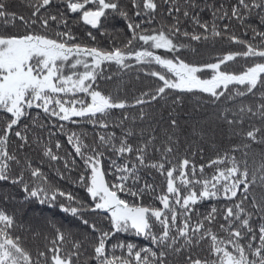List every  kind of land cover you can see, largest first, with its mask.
I'll return each mask as SVG.
<instances>
[{
    "label": "snow or ice",
    "instance_id": "6c2138e0",
    "mask_svg": "<svg viewBox=\"0 0 264 264\" xmlns=\"http://www.w3.org/2000/svg\"><path fill=\"white\" fill-rule=\"evenodd\" d=\"M21 3L27 16L0 0V182L86 233L51 224L50 235L33 234L43 242L33 251L15 213L0 208V264H264V0ZM73 21L108 46L82 43ZM17 22L22 33L9 30ZM180 37L240 50L188 62L182 49H196ZM240 61L242 71L228 70ZM131 69L159 85L122 98L120 74ZM186 95L217 106L213 123L185 132L174 107L158 119L151 111ZM56 136L71 151L61 155ZM25 149L66 171L81 161L88 199L55 187ZM153 175L159 184L145 179Z\"/></svg>",
    "mask_w": 264,
    "mask_h": 264
},
{
    "label": "trees",
    "instance_id": "16d2710c",
    "mask_svg": "<svg viewBox=\"0 0 264 264\" xmlns=\"http://www.w3.org/2000/svg\"><path fill=\"white\" fill-rule=\"evenodd\" d=\"M9 5L11 6V10L23 14L25 16L28 15L27 9H25L21 3V0H8ZM122 3L127 4L128 0H122ZM202 18L205 20H211V16L208 13H203ZM74 31L81 37L82 43L87 44H96L100 47H107L109 44V40L105 36L97 35V39L95 42L90 41L86 36V28L80 24H77L73 21ZM183 27H186L189 31H192V25L190 23L185 22ZM122 32L119 35H116V42L119 43L122 39H124L123 33H126V29L123 28L121 24ZM4 28L0 26V31H3ZM9 30L13 32L24 31V28L17 22V26L15 29H12L9 26ZM111 31V28H109ZM95 31V30H93ZM199 31V29H197ZM239 35V32H237ZM185 44L190 43L191 46L196 49L195 52L185 48L182 49V58L188 62L194 63H207L211 62L213 57L218 53H224L227 51H235L240 50L239 46L236 45H227L216 43L213 46L211 43L201 44L195 41H187L183 37L179 38ZM162 55H170L164 53L161 50ZM243 61L235 64V66H229V71L240 72L242 71ZM153 69L161 70L158 66L153 65ZM111 72H115V66L109 69ZM205 78L208 77V73L203 74ZM120 79L123 81L122 89H121V97L132 100L135 96L139 95L143 91L154 90L158 85L159 81L153 77L145 75L143 72L139 71V69H131L127 73H121ZM111 83L108 82L106 90L111 88ZM104 86V85H102ZM175 95V94H173ZM171 97L169 98V104L167 106L163 105V102H158L153 105L151 111L158 119L161 114L165 117L168 114L170 108L174 107L176 109L175 115L178 117L179 122L181 124L182 129L187 132L192 126L204 125L206 123H213L214 113L218 111L216 105H211L206 102L205 99H201L198 96L186 95L181 100L179 105L171 104ZM245 103H255L253 98L245 96L242 98ZM130 111H135V109H130ZM215 126V125H213ZM82 131H85L89 138L92 136V129L88 126H84ZM39 131V130H38ZM219 131V130H217ZM43 136H47V131H43L40 133ZM53 142L55 140H60L63 144V148L60 149L61 155L64 154L65 150L71 151L69 146L64 140L63 136L53 137ZM207 151L205 152V159L208 156L212 155V150L210 145H206ZM25 151L31 156L33 164L38 165L42 163V170L48 176L49 181L57 188L71 192L74 195L78 196L81 200H87V193L84 188L77 183L78 177L82 171V162L77 160L76 166L73 167L70 171H66L63 168L61 162H49L47 158H44L42 153L38 150L34 149H25ZM202 162V161H201ZM105 167H108V162L105 161ZM58 171L60 174L64 176V179L60 178L58 175ZM106 179H111V176H106ZM145 179L154 180L157 184L160 183V177L158 175L153 176H145ZM58 202H63L59 200ZM0 208H5L10 212H14L20 225H21V235L23 238V243L26 247L31 250H35L37 247H43V242L38 241L34 238L35 232H41L45 235L51 234L50 225L55 224L56 226L63 228H71V230L76 233L78 236H82L86 233V229L79 225L78 221L73 220L70 217H66L64 214L59 213L58 211L53 214L52 211L46 210L43 206L36 204L34 201H29L24 199V194L21 189L17 185H11L7 182H0ZM92 218V217H90ZM69 220L72 222L69 223ZM102 226H107L106 222L100 221ZM121 238H124L123 236ZM131 239V237H128Z\"/></svg>",
    "mask_w": 264,
    "mask_h": 264
}]
</instances>
